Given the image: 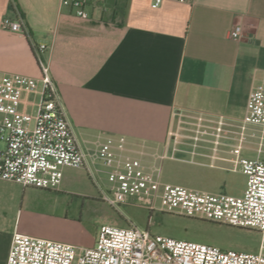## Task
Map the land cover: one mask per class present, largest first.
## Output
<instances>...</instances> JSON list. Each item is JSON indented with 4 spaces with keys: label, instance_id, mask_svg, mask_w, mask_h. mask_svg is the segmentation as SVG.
<instances>
[{
    "label": "crops",
    "instance_id": "1",
    "mask_svg": "<svg viewBox=\"0 0 264 264\" xmlns=\"http://www.w3.org/2000/svg\"><path fill=\"white\" fill-rule=\"evenodd\" d=\"M155 1L89 0L83 20L62 0H0V22L21 15L31 35L0 30V74L40 76L36 48L46 44L41 56L81 139L162 147L179 113L241 120L264 72V0ZM16 232L0 207V264Z\"/></svg>",
    "mask_w": 264,
    "mask_h": 264
},
{
    "label": "built area",
    "instance_id": "2",
    "mask_svg": "<svg viewBox=\"0 0 264 264\" xmlns=\"http://www.w3.org/2000/svg\"><path fill=\"white\" fill-rule=\"evenodd\" d=\"M162 0H156L154 6ZM184 1V0H181ZM89 0H62L74 15L87 20ZM0 30L31 38L25 19L5 16ZM235 26L232 36L241 37ZM36 48L41 74H0V179L23 188L60 190L65 167L84 169L95 181H108L102 198L111 206L137 203L150 210L257 230L262 238L257 252L225 250L217 245L186 241L153 233L130 222L127 226L103 225L94 246L15 233L7 264H264V157L246 158L241 150L247 131L261 132L259 151H264V72L248 98L235 157L215 156L234 164L247 176L240 195L191 188L162 179L167 146L125 135L102 134L81 139L67 117L50 65ZM31 110H28V108ZM201 116V115H198ZM202 117V116H201ZM218 130L227 124L219 120ZM229 124V123H228ZM174 148V154L179 151ZM173 158V157H172Z\"/></svg>",
    "mask_w": 264,
    "mask_h": 264
},
{
    "label": "rangeland",
    "instance_id": "3",
    "mask_svg": "<svg viewBox=\"0 0 264 264\" xmlns=\"http://www.w3.org/2000/svg\"><path fill=\"white\" fill-rule=\"evenodd\" d=\"M190 122L213 126L202 127L212 134L183 129L187 126L200 128L188 124ZM239 122L223 124L222 128L230 129L226 131L218 130V122L211 117L190 113L175 115L166 147L168 157L162 161V179L210 192L242 195L248 180L243 171L232 170L234 164L227 161L218 163L224 166L222 168L210 166L215 156L235 157ZM186 133L192 137L183 136ZM260 137V131H247L242 157H264V151H259ZM93 139L92 136L90 140ZM175 147L180 150L174 154ZM63 171L60 190L23 188L17 182L0 179V207L17 223L21 234L91 247L103 225L124 227L132 221L142 228L149 227L155 234L217 245L225 250L257 252L261 244L262 236L254 229L162 210L150 211L137 203L111 206L102 198V192L108 187L107 179L95 182L81 168L65 167Z\"/></svg>",
    "mask_w": 264,
    "mask_h": 264
},
{
    "label": "flooded vegetation",
    "instance_id": "4",
    "mask_svg": "<svg viewBox=\"0 0 264 264\" xmlns=\"http://www.w3.org/2000/svg\"><path fill=\"white\" fill-rule=\"evenodd\" d=\"M188 124H193V125H195V126H197V125H199L200 126V128L199 129H197L196 127H189V126H187V127H183V129H185V130H190V131H200L201 133H203V134H212V132L210 131V130H208V129H203L202 127H213V126H211V125H208V124H199V123H193V122H190V123H188ZM224 130H226V131H230V129L229 128H223ZM227 137H229V135L228 134H225ZM183 136H186L187 138H190V137H192L190 134H188V133H186V134H183ZM202 140H205V141H207V140H209V139H204V138H201ZM184 143H188V141L186 140V141H184ZM236 147H237V144L235 145ZM236 152V151H235Z\"/></svg>",
    "mask_w": 264,
    "mask_h": 264
}]
</instances>
